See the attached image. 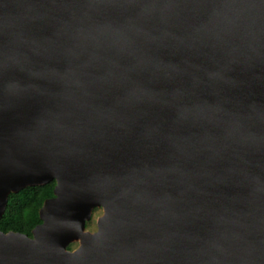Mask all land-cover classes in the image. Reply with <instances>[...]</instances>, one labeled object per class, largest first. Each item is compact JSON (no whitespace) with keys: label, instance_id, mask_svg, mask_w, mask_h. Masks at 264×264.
<instances>
[{"label":"water","instance_id":"water-1","mask_svg":"<svg viewBox=\"0 0 264 264\" xmlns=\"http://www.w3.org/2000/svg\"><path fill=\"white\" fill-rule=\"evenodd\" d=\"M50 180L0 264H264V0H0V216Z\"/></svg>","mask_w":264,"mask_h":264},{"label":"trees","instance_id":"trees-1","mask_svg":"<svg viewBox=\"0 0 264 264\" xmlns=\"http://www.w3.org/2000/svg\"><path fill=\"white\" fill-rule=\"evenodd\" d=\"M54 183V180H50L42 185L26 186L17 192L8 193L0 216V231L20 232L30 236L31 228L40 223L38 209L43 200L53 196Z\"/></svg>","mask_w":264,"mask_h":264},{"label":"rangeland","instance_id":"rangeland-1","mask_svg":"<svg viewBox=\"0 0 264 264\" xmlns=\"http://www.w3.org/2000/svg\"><path fill=\"white\" fill-rule=\"evenodd\" d=\"M102 209L101 207H93L90 212V216L87 220L84 222V230H87L89 232H93L96 227V219L101 216ZM78 245V241H73L68 244L69 250L74 249Z\"/></svg>","mask_w":264,"mask_h":264},{"label":"flooded vegetation","instance_id":"flooded-vegetation-1","mask_svg":"<svg viewBox=\"0 0 264 264\" xmlns=\"http://www.w3.org/2000/svg\"><path fill=\"white\" fill-rule=\"evenodd\" d=\"M69 249V248H68Z\"/></svg>","mask_w":264,"mask_h":264}]
</instances>
